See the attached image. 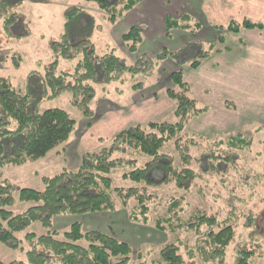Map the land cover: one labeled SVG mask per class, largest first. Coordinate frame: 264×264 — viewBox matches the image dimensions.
Masks as SVG:
<instances>
[{
	"label": "rangeland",
	"instance_id": "374dc122",
	"mask_svg": "<svg viewBox=\"0 0 264 264\" xmlns=\"http://www.w3.org/2000/svg\"><path fill=\"white\" fill-rule=\"evenodd\" d=\"M120 1L124 3L125 0H105L106 4ZM207 1L162 0L161 4L166 7L163 9L173 14L183 5V9L189 11L184 12L188 18L170 16L177 21L178 28L165 26L166 34L156 39L155 44L138 45L135 53H129L120 31L128 25L132 10L121 17L116 14L112 17L113 13L99 7L95 0H0V78L7 79L20 93L30 95L29 110L33 113L59 107L75 120L67 141L43 158L0 167V185H7L13 195L14 201L9 207L13 214L21 213L33 204L19 198L21 188L42 190L43 177L77 168L71 166L73 163L69 162L66 153L80 154L81 162L82 154L99 151L116 133L129 126H145L149 122L175 123L174 102L166 90H178L169 75L172 71H180L187 84V93L197 101L199 109L204 110L191 117L178 132V145L186 147L190 156L189 167L198 171L196 179L181 182L183 186L173 180L162 183L161 168L152 171L149 180L153 185L147 187L150 196L147 193L145 196L149 219L146 224L130 221L126 209L118 204L113 213L58 216L53 219V226L65 230L71 222L78 220L82 222L83 230L112 233L131 245L133 253L130 257L136 263L143 260L164 264L160 252L171 242L178 246L177 252L185 264H235L239 249L252 250L251 262L264 264V75L256 87L253 72L240 87L226 86L220 79L210 76L212 71L220 73L221 67L212 70L213 58L209 60V55L224 49L226 42L221 41L225 40V35L229 36L228 42L235 49L237 35L226 27L230 20L239 21L243 15L233 8L234 0L219 2L215 7L206 4L208 10H205ZM196 6L203 9V13L198 9L200 14H196ZM72 7L82 12L67 17L66 12ZM64 34L71 35L66 40L70 42L69 58L56 54L52 46L53 42L61 43ZM143 35L142 32L141 40ZM243 40L244 45L246 39ZM85 51H92L98 58L113 54L127 65L145 55L141 58V67L148 63L145 71H126L120 78L107 83L101 77L97 82L90 80L93 94L87 102L85 115L83 105L78 107L71 103L72 92L67 87L72 85L71 78L64 81V87L52 86L47 79L60 72L72 75ZM196 59L200 65L192 68L191 63ZM55 60L57 63L52 66ZM222 88L242 93L244 100L238 101V107L234 101L223 100ZM237 135L247 144L229 147L228 139ZM176 141L171 139L163 144L161 152L173 158L163 157L160 162L172 160L178 167H183L186 164L180 160V149H175ZM148 159L142 155L138 164ZM130 169L133 165L115 168L111 174L114 184L119 187L131 184L121 174ZM254 179L258 180L255 184ZM173 199H177V204L170 211L169 203ZM198 215L213 216L215 222L225 220L235 227L233 240L225 248L222 261L201 258L196 251L200 233L195 231L194 222ZM163 219L170 221L157 228V222ZM205 228L201 225L200 232ZM28 231L40 235L46 229L35 221L14 232L18 241L16 246L10 248L0 242L1 261L23 258L29 246L24 237Z\"/></svg>",
	"mask_w": 264,
	"mask_h": 264
},
{
	"label": "trees",
	"instance_id": "16d2710c",
	"mask_svg": "<svg viewBox=\"0 0 264 264\" xmlns=\"http://www.w3.org/2000/svg\"><path fill=\"white\" fill-rule=\"evenodd\" d=\"M95 1L99 7L109 9L113 13L112 17H115V14L121 17L141 0H125L124 3L120 1L117 4H106L105 0ZM116 5H119L118 10ZM81 12L82 10L72 7L66 12V16L71 17ZM179 18L186 20L188 16L182 14ZM165 26L179 27L177 21L170 16L165 18ZM243 28L262 29L263 25L244 18L241 21L230 20L226 27L233 33ZM141 31L139 26L131 25L121 34V40L129 53H135L140 45ZM70 36L64 34L61 43L53 42L52 46L56 54L58 52L66 58L71 56L70 42H66L67 37ZM84 54L74 66L72 75L60 72L54 76L50 73L52 78L47 76V79L52 86L64 87V81L71 78L72 85L67 86L72 92L71 103L78 107L83 105L82 110L85 115L87 102L93 94L90 80L97 82V78L101 77L103 82L107 83L120 78L126 71L130 73L145 71L148 63L146 60L145 66L141 67V58L145 55H140L135 63L127 65L113 54H105L100 58L94 57L92 51H85ZM56 63L55 60L51 64L53 66ZM199 65L197 59L191 63L192 68H197ZM169 78L178 88L177 91L174 88L166 90L167 96L174 102V115L177 118L175 123L149 122L145 126L141 124L129 126L116 133L110 139V143L99 151L82 154L81 162L75 170L65 169L53 176L43 177L42 190L21 188L19 198L33 202L21 213H12L9 209L14 201L12 192L7 185H0L1 243L13 248L18 242L14 232L25 229L35 221L46 229V232L40 235L33 231L26 232L24 237L29 246L23 258L7 262L0 260V264H154L152 261L142 260L137 263L132 261L131 245L112 233L108 234L102 230H83L82 222L78 220L71 222L65 230H59L53 226V219L58 216L85 213H113L119 204L126 209L130 221L146 224L149 219L146 217L148 206L145 196L147 187L152 184L149 180L152 171L161 168L162 183L173 180L179 186H183L181 182L196 179L198 171L189 167L190 156L186 153V147L181 148L178 145V132L191 117L204 110L199 109L196 105L197 101L187 93V84L180 71H172ZM29 107L30 95L20 93L7 79L0 78V167L6 164L19 165L43 158L56 146L65 143L74 129L75 120L62 108L51 107L33 113ZM171 139L177 140L175 149L177 151L180 149V160L186 164L183 167H178L172 160L160 162L163 157L173 158L170 154L161 152L163 144ZM10 141H13L12 144L7 143ZM227 144L232 148L247 143L242 136L237 135L230 137ZM142 155L149 159L138 164ZM214 155L215 158L217 153ZM129 164L133 165V169L124 170L121 174L123 178L131 181V184L120 187L115 185L111 176L112 171ZM253 182L255 184L258 180L254 179ZM176 202L177 199H173L169 203L170 211L176 206ZM169 221L170 219H163L159 221L160 223L157 222V228ZM201 225H205L206 228L200 232ZM194 227L195 231L200 233L196 244L199 256L222 261L225 248L233 240L235 227L225 220L215 222L214 217L208 215L196 216ZM177 249L178 246L174 243L165 244L160 252L164 264H185ZM253 253L252 250L239 249L235 264H253L251 262Z\"/></svg>",
	"mask_w": 264,
	"mask_h": 264
},
{
	"label": "crops",
	"instance_id": "0c3cea01",
	"mask_svg": "<svg viewBox=\"0 0 264 264\" xmlns=\"http://www.w3.org/2000/svg\"><path fill=\"white\" fill-rule=\"evenodd\" d=\"M161 1L162 0H141L134 7L135 9H131L132 13H129L130 21L128 22V25L122 27V31L120 32L123 33L131 25H137L142 29L144 34L140 45L145 47V44H155L156 39L160 38L162 34V36L166 34L165 18L167 16H177L184 14V12H189L186 9L184 10V6L181 5V9L177 8L179 12L174 11L173 7V14V12L163 9L165 6L161 4ZM223 1L230 2V0H211V2L208 0L205 5L207 4L211 7H215L219 2ZM155 2H158V4ZM205 5L204 9L208 10L207 5L206 7ZM240 5H246L248 7L240 8ZM195 8L196 14L203 13V9H200L198 6ZM233 8L235 11H239L241 12V15H243V18H239V21L249 17V19L252 21L262 23L263 28H243L237 33L232 32L233 35H237L238 44L234 46L235 49H233L232 45L228 42L229 36L225 35V40L222 39L221 41L222 43L226 42L224 49L214 51L213 54L209 55L208 58L209 60L213 58L211 69L217 70L219 67H221L219 70L220 73H217V71H212L210 72V76L220 79L221 82H223L226 86L235 87L238 85V87H240L246 82V77L250 75V72H253L251 75L253 77L252 79H254V82L257 80L255 82L256 87L259 85V81L261 80L260 78H262L264 75V0H234ZM198 9H200V13L198 12ZM244 38L246 39V42H244L246 44L243 45ZM197 72L200 71L197 70ZM201 73L204 72L201 71ZM207 76H209V73ZM222 93L223 100L228 99L234 101L237 107L239 105L238 101L241 102V100H244V96L240 92L236 93L235 91H228L225 88H222ZM70 142L71 141H69L67 145ZM66 154H69V156H67L69 162L71 161L73 163L71 166L78 167V164L80 163L78 156L80 154H77L73 151ZM77 160H79V163ZM70 169H72V167Z\"/></svg>",
	"mask_w": 264,
	"mask_h": 264
}]
</instances>
